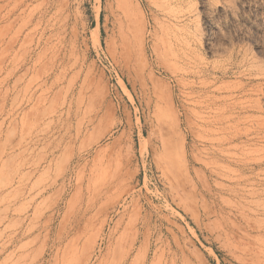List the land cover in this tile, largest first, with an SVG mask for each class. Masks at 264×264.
Masks as SVG:
<instances>
[{"label":"rangeland","instance_id":"obj_1","mask_svg":"<svg viewBox=\"0 0 264 264\" xmlns=\"http://www.w3.org/2000/svg\"><path fill=\"white\" fill-rule=\"evenodd\" d=\"M0 264H264V0H0Z\"/></svg>","mask_w":264,"mask_h":264},{"label":"bare ground","instance_id":"obj_2","mask_svg":"<svg viewBox=\"0 0 264 264\" xmlns=\"http://www.w3.org/2000/svg\"><path fill=\"white\" fill-rule=\"evenodd\" d=\"M168 1H177V2H178V1H181V2H182V1H184V0H168Z\"/></svg>","mask_w":264,"mask_h":264}]
</instances>
